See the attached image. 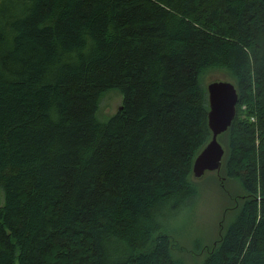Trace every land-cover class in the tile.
I'll return each mask as SVG.
<instances>
[{
	"label": "trees",
	"instance_id": "trees-1",
	"mask_svg": "<svg viewBox=\"0 0 264 264\" xmlns=\"http://www.w3.org/2000/svg\"><path fill=\"white\" fill-rule=\"evenodd\" d=\"M209 69L238 95L235 212L201 264H264V0H0V264H199L167 222L198 195Z\"/></svg>",
	"mask_w": 264,
	"mask_h": 264
},
{
	"label": "rangeland",
	"instance_id": "rangeland-1",
	"mask_svg": "<svg viewBox=\"0 0 264 264\" xmlns=\"http://www.w3.org/2000/svg\"><path fill=\"white\" fill-rule=\"evenodd\" d=\"M212 81L231 82L224 69H209L200 76L199 85L203 90H206L207 85ZM122 101L123 97L118 90L113 89L104 93L99 102L97 118L100 121L107 120L116 113ZM215 173L207 172L200 177H195V182L199 183L195 202L179 216L174 215L167 222L169 229H183L179 234L178 244L192 250L200 261L199 264L205 258V254L198 253L199 246L205 247L212 244L217 237V227L220 225L223 215L226 218H224V227L228 226L234 218L235 209L224 213L226 208L234 206V201L220 187V182L216 179ZM220 174L222 177L225 176L224 172ZM223 184L232 194H236L234 197L244 195V189L238 180L225 178Z\"/></svg>",
	"mask_w": 264,
	"mask_h": 264
},
{
	"label": "water",
	"instance_id": "water-1",
	"mask_svg": "<svg viewBox=\"0 0 264 264\" xmlns=\"http://www.w3.org/2000/svg\"><path fill=\"white\" fill-rule=\"evenodd\" d=\"M209 111L207 114L211 140L199 153L193 163L192 173L200 177L207 172L219 173L224 149L217 137L230 127L237 110L238 95L235 86L227 81H212L206 88Z\"/></svg>",
	"mask_w": 264,
	"mask_h": 264
},
{
	"label": "bare ground",
	"instance_id": "bare-ground-1",
	"mask_svg": "<svg viewBox=\"0 0 264 264\" xmlns=\"http://www.w3.org/2000/svg\"><path fill=\"white\" fill-rule=\"evenodd\" d=\"M172 254H173V257H174V256L178 255V252H174Z\"/></svg>",
	"mask_w": 264,
	"mask_h": 264
}]
</instances>
